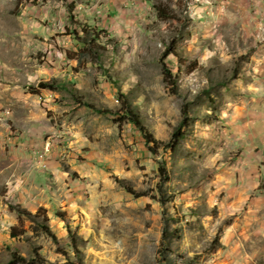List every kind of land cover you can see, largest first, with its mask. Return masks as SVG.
I'll return each instance as SVG.
<instances>
[{
    "label": "rangeland",
    "instance_id": "1",
    "mask_svg": "<svg viewBox=\"0 0 264 264\" xmlns=\"http://www.w3.org/2000/svg\"><path fill=\"white\" fill-rule=\"evenodd\" d=\"M116 1L0 0V264L13 253L27 264H264V208L241 241L225 234L228 187L252 173L264 202V157L249 151L264 137V0ZM88 9L98 22L81 20ZM83 28L101 42L82 60ZM167 49L178 94L163 75ZM53 79L66 89L40 88ZM125 100L165 144L188 105L176 153H151L123 119ZM235 110L248 115L232 121ZM37 192L36 219L11 210L28 211Z\"/></svg>",
    "mask_w": 264,
    "mask_h": 264
},
{
    "label": "trees",
    "instance_id": "2",
    "mask_svg": "<svg viewBox=\"0 0 264 264\" xmlns=\"http://www.w3.org/2000/svg\"><path fill=\"white\" fill-rule=\"evenodd\" d=\"M73 34L76 37V39L78 40V42H80L81 44L84 45L79 58H81L82 60L86 59L91 51L95 54V48H97L98 47L97 45H99V43L101 42V38H100L101 32H98V30H95V29L87 30V28H83V30L81 32L76 30V31H74ZM171 54H173L172 50L167 49L163 55V58H162L163 75H164L165 82L171 87V89H173V91H175L174 92L175 94H178L177 77L168 68V65L166 63V59ZM82 60L79 61V64L82 63ZM40 88L42 90H47V89L55 90V89H60V88L66 89V86L63 85L62 83H60L57 79H53L50 82H42L40 84ZM121 97L125 98V96H121ZM91 109H93V108H91ZM101 113L106 114V112H101ZM123 114H124L123 119H125L127 122L132 124L136 129H138L141 132V134L143 135V138L145 139L146 146L148 147V149L153 154H157L161 148H165L167 150H171L172 153H176V151L180 145V142L185 138L186 129L189 128L190 123H191L189 107H188V105H186L182 110L183 121L181 122L178 129L174 133L173 138L171 139V142L169 144H165V143L157 141L148 132L146 127L143 125L140 116L136 112H134V110L132 109V106L126 100L123 104ZM159 172L161 175L162 184L169 183L171 181V177H169L170 175L168 174V170H167L164 163L161 164V166L159 168ZM117 182L119 184L124 185L125 189L129 193H131L133 196H135V192H133L132 189L128 188L126 181L117 179ZM161 194H163V197L160 199V202L163 205H166V203H168L169 200L164 198L165 193L162 190V188H161ZM141 197H142V195L137 196V198H141ZM11 210L16 212L20 218L28 217L30 219H36L39 215V213H37L36 215L32 214L31 212L24 210L23 208H21L19 206H11ZM59 217L62 218V216H59ZM41 228L47 236L51 237L54 241H57V236H55L53 234L52 230L49 228L48 225L43 224V225H41ZM67 230H68L69 235H71V238L73 240V243H74L73 248L76 250V236H75L74 232L72 233L71 227L68 224H67ZM22 235L23 234L19 233L18 230H13L11 232V237L13 239H18ZM18 263L27 264L28 261L24 257L18 256L16 253H13L12 254V261L10 262V264H18Z\"/></svg>",
    "mask_w": 264,
    "mask_h": 264
},
{
    "label": "crops",
    "instance_id": "3",
    "mask_svg": "<svg viewBox=\"0 0 264 264\" xmlns=\"http://www.w3.org/2000/svg\"><path fill=\"white\" fill-rule=\"evenodd\" d=\"M107 2V5H109L108 1ZM121 2H124V0H120V3ZM118 3H119V0H117L116 2H114V7L115 5L118 6ZM90 9L84 11V14L81 16L83 20V17L85 18V20L89 23L93 22V23H96L99 21V16H96L99 12H94ZM90 15L91 17L87 16ZM63 17V15H61V18ZM98 25V24H97ZM245 115H248L247 113H242L238 110H235L233 111V113H229V117L232 119V121H234V119H242L243 116ZM247 121V119H246ZM246 121H242V126L238 128L237 132L240 133L241 131H245L246 133L248 132V124L246 123ZM245 126V128H243ZM242 136V135H241ZM254 136H255V133H251L249 135V137L246 138V141H249L254 139ZM251 138V139H250ZM260 141V142H258ZM252 147L249 149V151L254 147L255 149H260L259 151L262 153V156L261 157H264V137L260 138V139H257L256 142H252L251 143ZM242 163V162H241ZM245 164V162H244ZM243 164V165H244ZM243 171V174H248L245 170L241 169ZM249 175L252 177V173H249ZM249 175H244L242 178H243V181L241 183V186L240 187H228L229 189H231V196H230V200L229 203H227L229 206V211H228V216H233L235 217V219L233 220V222L231 223V225H229L227 227V230H226V233L228 236L230 235L231 237H234V239L236 240L238 238L239 241H241L242 237H241V234H242V231L241 229L244 228L243 227V224L246 226V229H245V237H246V234H247V230H248V224L252 226V219L257 216L258 214V211L261 210V208H264V196H262V194H260L261 196V200H262V207L260 206L261 202H258V201H254L255 199L253 198V194H255V191L252 190V187H251V181L254 180L256 181L257 177H252L250 179ZM223 178V177H222ZM225 178H223L222 181H225L224 180ZM260 180V179H258ZM234 181H236V176L235 178L234 177H231V179L228 180L229 183H231L230 185H232L234 183ZM19 184V183H17ZM36 186L33 187L35 188L36 191H39V187L37 184H35ZM18 186H21L20 184ZM23 186V185H22ZM21 186V187H22ZM264 192V191H263ZM41 196L38 192L36 194H29L27 195L24 199H23V204L24 206L28 209V211H30L31 213L35 214L40 207L43 206V203H40V200L38 199V197ZM12 198L15 199V196H11ZM229 196L225 197V198H228ZM223 205V208H224V204ZM222 219H227L224 217V214L223 216L221 215ZM250 230V229H249ZM241 243V242H240Z\"/></svg>",
    "mask_w": 264,
    "mask_h": 264
},
{
    "label": "built area",
    "instance_id": "4",
    "mask_svg": "<svg viewBox=\"0 0 264 264\" xmlns=\"http://www.w3.org/2000/svg\"><path fill=\"white\" fill-rule=\"evenodd\" d=\"M49 149H50V144L48 145L47 151H49ZM42 163H43V162H42Z\"/></svg>",
    "mask_w": 264,
    "mask_h": 264
}]
</instances>
